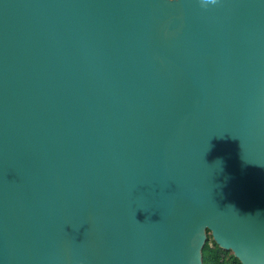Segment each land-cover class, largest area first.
Returning a JSON list of instances; mask_svg holds the SVG:
<instances>
[{"label": "water", "instance_id": "obj_1", "mask_svg": "<svg viewBox=\"0 0 264 264\" xmlns=\"http://www.w3.org/2000/svg\"><path fill=\"white\" fill-rule=\"evenodd\" d=\"M264 264V0H0V264Z\"/></svg>", "mask_w": 264, "mask_h": 264}, {"label": "trees", "instance_id": "obj_2", "mask_svg": "<svg viewBox=\"0 0 264 264\" xmlns=\"http://www.w3.org/2000/svg\"><path fill=\"white\" fill-rule=\"evenodd\" d=\"M201 250L202 264H241L230 250L219 247L209 231Z\"/></svg>", "mask_w": 264, "mask_h": 264}, {"label": "clouds", "instance_id": "obj_3", "mask_svg": "<svg viewBox=\"0 0 264 264\" xmlns=\"http://www.w3.org/2000/svg\"><path fill=\"white\" fill-rule=\"evenodd\" d=\"M171 2V0H169ZM219 0H200V5L203 8H207L209 5H217Z\"/></svg>", "mask_w": 264, "mask_h": 264}, {"label": "rangeland", "instance_id": "obj_4", "mask_svg": "<svg viewBox=\"0 0 264 264\" xmlns=\"http://www.w3.org/2000/svg\"><path fill=\"white\" fill-rule=\"evenodd\" d=\"M208 235V234H207Z\"/></svg>", "mask_w": 264, "mask_h": 264}]
</instances>
